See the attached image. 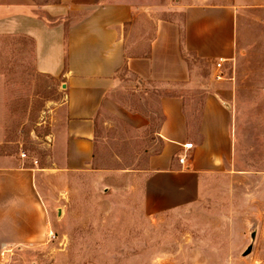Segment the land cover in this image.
<instances>
[{
    "label": "crops",
    "instance_id": "1",
    "mask_svg": "<svg viewBox=\"0 0 264 264\" xmlns=\"http://www.w3.org/2000/svg\"><path fill=\"white\" fill-rule=\"evenodd\" d=\"M159 3L0 0V40L28 42L34 72L61 83L52 163L132 192L145 216L204 199L238 158L231 85L203 75L207 83L196 82L197 61L222 59L223 71L234 57L233 7L185 6L180 21L162 20L151 39L135 42L132 13L160 10ZM72 12L88 14L64 22ZM46 178L24 159L0 156V264H27L11 254L34 258L45 248L52 232Z\"/></svg>",
    "mask_w": 264,
    "mask_h": 264
},
{
    "label": "rangeland",
    "instance_id": "2",
    "mask_svg": "<svg viewBox=\"0 0 264 264\" xmlns=\"http://www.w3.org/2000/svg\"><path fill=\"white\" fill-rule=\"evenodd\" d=\"M148 3L161 8L132 13L138 23L135 42L151 39L162 20L180 21L185 6L233 7L234 57L223 66L224 78L214 77L215 63H196V82L231 85L238 158L228 180L191 206L145 216L123 187H101L90 171L57 169L50 155L61 83L34 72L28 42L0 40L5 87L0 92V156L22 159L25 154V161L46 174L52 200L47 204L52 236L45 248L36 258L16 251L12 259L27 264H264V0ZM87 14L72 12L64 22ZM250 245V254L243 256Z\"/></svg>",
    "mask_w": 264,
    "mask_h": 264
},
{
    "label": "built area",
    "instance_id": "3",
    "mask_svg": "<svg viewBox=\"0 0 264 264\" xmlns=\"http://www.w3.org/2000/svg\"><path fill=\"white\" fill-rule=\"evenodd\" d=\"M224 61L222 59L219 60V62L216 64V74H215V78L217 81H221L223 78H224V74H223V71H222V65H223ZM192 148V144H186L183 146V149L186 151V150H189ZM20 157L22 159H25L26 158V155L25 154H21ZM186 161V156L183 154L181 155L179 158H178V162L183 165ZM34 164H36V162H34ZM48 236H52L50 233Z\"/></svg>",
    "mask_w": 264,
    "mask_h": 264
},
{
    "label": "water",
    "instance_id": "4",
    "mask_svg": "<svg viewBox=\"0 0 264 264\" xmlns=\"http://www.w3.org/2000/svg\"><path fill=\"white\" fill-rule=\"evenodd\" d=\"M251 239L253 240L254 239V234H252L251 235ZM251 250H252V245H250L249 247H247V249L243 252V256H247V255H249L250 254V252H251Z\"/></svg>",
    "mask_w": 264,
    "mask_h": 264
},
{
    "label": "bare ground",
    "instance_id": "5",
    "mask_svg": "<svg viewBox=\"0 0 264 264\" xmlns=\"http://www.w3.org/2000/svg\"><path fill=\"white\" fill-rule=\"evenodd\" d=\"M50 234L52 235V232Z\"/></svg>",
    "mask_w": 264,
    "mask_h": 264
}]
</instances>
